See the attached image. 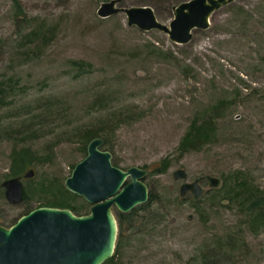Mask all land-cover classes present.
I'll return each mask as SVG.
<instances>
[{
	"label": "rangeland",
	"instance_id": "obj_1",
	"mask_svg": "<svg viewBox=\"0 0 264 264\" xmlns=\"http://www.w3.org/2000/svg\"><path fill=\"white\" fill-rule=\"evenodd\" d=\"M104 1L0 0L1 224L47 202L88 213L91 204L65 180L87 154L85 132L103 130L112 160L146 169L155 196L153 220L128 223L121 264H264V220L253 226V211L216 190L224 176L226 188L240 176L264 204V0L222 6L185 44L160 29L130 26L124 11L100 16ZM183 1L118 6H151L169 25ZM213 112L211 141L182 155L190 124ZM20 159L19 175L35 173L23 179L27 198L13 204L1 183L18 175ZM162 161L166 170L156 171ZM180 168L187 179L175 178ZM204 175L219 177L220 185L204 180L198 200L180 195L184 181ZM220 241L228 245L216 249Z\"/></svg>",
	"mask_w": 264,
	"mask_h": 264
},
{
	"label": "water",
	"instance_id": "obj_2",
	"mask_svg": "<svg viewBox=\"0 0 264 264\" xmlns=\"http://www.w3.org/2000/svg\"><path fill=\"white\" fill-rule=\"evenodd\" d=\"M121 0L101 3L102 17L124 11L128 24L142 30L160 29L170 38L185 44L192 40L195 29L210 26L212 13L235 0H186L174 6V18L169 25L160 22L153 7L118 6ZM104 139L95 137L87 147L86 156L76 163L65 185L71 192L84 197L91 209L76 214L72 209L58 206H40L23 214L10 226L0 225V264H103L116 251L119 220L115 210L129 212L149 199V185L144 181L148 171L138 166L123 169L113 163V153L102 149ZM33 168L22 175L5 179L1 185L7 200L22 203L23 179L32 177ZM175 178L187 179L180 168ZM207 179L211 187H218L221 179L213 175L184 181L180 194L191 192L200 199Z\"/></svg>",
	"mask_w": 264,
	"mask_h": 264
},
{
	"label": "trees",
	"instance_id": "obj_3",
	"mask_svg": "<svg viewBox=\"0 0 264 264\" xmlns=\"http://www.w3.org/2000/svg\"><path fill=\"white\" fill-rule=\"evenodd\" d=\"M214 115L215 113L213 112V114L209 118V121L203 124L202 122L200 123L199 118L194 119V121L192 122V124H190L188 131L185 133L180 143V151L182 155L193 149H196L198 147L197 145H200V143H202V145H205L211 141V134L215 132V129H213L212 127L215 122ZM116 128L117 126H112L111 131L115 132ZM84 135H85L84 139L87 141H91L95 137H102L104 139L103 146L105 145L108 146L107 149H109L112 153L114 152V149H113L114 145L111 144V139L106 135V133L103 130L102 131L89 130V131H86ZM22 159H20L22 164H20L17 168H14L15 174H18V173L20 174L25 169L23 167L24 162L22 161ZM116 162L115 160L113 161L115 165H116ZM165 170H166V164L164 161H162L160 163V166L156 168V171H165ZM223 178H224V183L227 185V178L225 176ZM226 185L224 186L223 184L222 187H219L218 189L215 188L217 191H222V190L224 191V189H226L225 193L222 196H220L221 199H225L229 202H233V204H236L238 207H241V210L246 208L247 210L253 211L254 220L251 222L253 226H254L255 221H258L259 223L260 219L264 220L263 218L264 204H262V197L260 196L259 191H256L252 186H250V184L248 183L246 179H241L240 176H237L236 178L233 179L231 183L232 187L226 188ZM26 198L27 196H25V199ZM154 202H155V196L152 195L150 196L149 200L146 203L138 205L133 210L126 212V213L124 212L117 213L118 220H119L120 233H119V237L117 241L116 251H115L114 256L110 258L109 260H107L106 262H104L103 264H121L122 263L121 262L122 261L121 252H123L122 245H123V239L125 235V229H128V226H127L128 223L134 220H137L139 218L142 219V221L153 220L152 218L154 215L153 213L157 212L156 210L152 211ZM39 206L68 207L72 209L76 214L80 212V209L75 208L71 203L47 202ZM140 210H148L150 213L145 214V216L143 217H140L138 214ZM0 221H1V218H0ZM135 225L136 223H134V226ZM227 245H228V241H220L216 249H222L223 248L222 246L226 247Z\"/></svg>",
	"mask_w": 264,
	"mask_h": 264
},
{
	"label": "flooded vegetation",
	"instance_id": "obj_4",
	"mask_svg": "<svg viewBox=\"0 0 264 264\" xmlns=\"http://www.w3.org/2000/svg\"><path fill=\"white\" fill-rule=\"evenodd\" d=\"M205 180H207V179H205ZM203 182H204V181H203ZM211 188H213V187H211ZM132 210H133V209H132ZM124 213H126V212H124ZM22 215H23V214H22ZM22 215H21V216H22ZM2 225H3V224H2Z\"/></svg>",
	"mask_w": 264,
	"mask_h": 264
}]
</instances>
